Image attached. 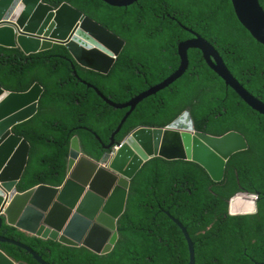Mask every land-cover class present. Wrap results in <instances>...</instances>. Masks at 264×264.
Instances as JSON below:
<instances>
[{
    "label": "trees",
    "instance_id": "16d2710c",
    "mask_svg": "<svg viewBox=\"0 0 264 264\" xmlns=\"http://www.w3.org/2000/svg\"><path fill=\"white\" fill-rule=\"evenodd\" d=\"M259 1L264 9V0ZM44 2L71 4L125 46L110 72L102 74L78 65L64 45L31 55L0 45V84L11 92H25L35 83L44 90L37 113L14 128L31 147L20 192L64 183L74 136L83 153L99 161L108 152L102 144H109L129 110L105 103L75 77L73 66L81 80L126 103L178 69V46L193 38L182 25L210 42L231 73L264 103V45L239 22L231 0H138L128 7L102 0ZM188 59L181 78L138 104L116 135V145L139 127H165L189 110L196 130L215 136L233 131L248 143V150L229 160L221 183L193 161L150 159L131 181L117 223L118 241L104 255L29 235L6 220L0 234L31 247L49 264H189L187 242L168 212L187 229L196 264H264V116L225 84L200 50L190 49ZM241 194L258 196L256 214L229 215L231 200ZM0 248L17 264H40L14 243H0Z\"/></svg>",
    "mask_w": 264,
    "mask_h": 264
},
{
    "label": "water",
    "instance_id": "95a60500",
    "mask_svg": "<svg viewBox=\"0 0 264 264\" xmlns=\"http://www.w3.org/2000/svg\"><path fill=\"white\" fill-rule=\"evenodd\" d=\"M113 7H128L138 0H102ZM242 26L264 45V9L259 0H231ZM193 35L178 46L181 59L178 69L161 83L150 87L126 103H116L97 87L92 88L109 106L129 109L110 136L107 150L97 161L83 153L80 139L71 140L67 177L61 186L40 184L24 192L18 184L26 169L29 142L14 133L16 125L32 118L38 111L43 87L35 83L25 92H11L0 84V231L7 224L42 239H51L72 247H86L100 255L110 253L118 241V220L126 209L130 184L150 159L193 161L202 166L214 183L225 177L229 160L248 150L245 137L230 131L221 136L196 130L194 119L185 110L165 127H139L131 132L113 152L115 137L140 102L166 89L181 78L189 67L188 51L202 52L208 66L233 89L249 108L264 116V103L255 98L231 73L218 50L192 29ZM64 45L83 68L108 74L122 52L125 41L82 11L64 2L54 7L44 0H0V45L20 48L26 55ZM92 132V131H91ZM92 134L101 142L100 137ZM253 197V215L258 196ZM170 219L181 229L189 249V264H196L194 244L185 226L171 214ZM10 242L28 251L40 264H49L31 247L0 234V243ZM0 264H17L0 248Z\"/></svg>",
    "mask_w": 264,
    "mask_h": 264
},
{
    "label": "bare ground",
    "instance_id": "6f19581e",
    "mask_svg": "<svg viewBox=\"0 0 264 264\" xmlns=\"http://www.w3.org/2000/svg\"><path fill=\"white\" fill-rule=\"evenodd\" d=\"M255 198L240 195L236 197L231 203V211L233 213H253L255 210Z\"/></svg>",
    "mask_w": 264,
    "mask_h": 264
},
{
    "label": "built area",
    "instance_id": "2783aa9c",
    "mask_svg": "<svg viewBox=\"0 0 264 264\" xmlns=\"http://www.w3.org/2000/svg\"><path fill=\"white\" fill-rule=\"evenodd\" d=\"M119 147H120V144L115 145L114 146V149H113V152L111 151L110 153L113 154Z\"/></svg>",
    "mask_w": 264,
    "mask_h": 264
}]
</instances>
